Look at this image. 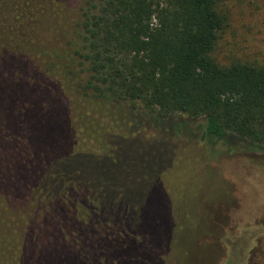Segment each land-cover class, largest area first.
I'll return each instance as SVG.
<instances>
[{"label":"trees","instance_id":"1","mask_svg":"<svg viewBox=\"0 0 264 264\" xmlns=\"http://www.w3.org/2000/svg\"><path fill=\"white\" fill-rule=\"evenodd\" d=\"M78 1L0 0V264H164L201 223L184 207L196 190L180 203L143 190L172 154L136 120L201 119L205 139L264 154V54L219 59L228 0ZM45 17L78 29L77 98L128 124L78 143L66 89L29 43Z\"/></svg>","mask_w":264,"mask_h":264},{"label":"rangeland","instance_id":"2","mask_svg":"<svg viewBox=\"0 0 264 264\" xmlns=\"http://www.w3.org/2000/svg\"><path fill=\"white\" fill-rule=\"evenodd\" d=\"M79 4L80 0L76 2ZM227 6L230 15L219 43V59L263 55L264 0H228ZM48 20L42 19L41 29L31 30L29 43L66 89L78 143L106 127L119 129L120 123L128 124L123 116L120 120L119 115L110 113L106 118L81 97L77 98L75 81L66 78L65 73L69 66L76 67L78 29H74V24L67 29H54ZM141 120L137 119L136 124L143 141L162 144L172 154L159 162L158 168H150L143 190L167 189L168 195L180 203V192L192 197L195 185L196 196L185 201L184 207L189 211L192 199L191 205L201 217L196 230L181 235L174 248L166 249L162 262L166 264L167 257V264H264V154L245 151L233 139H205L201 119L179 115L158 121ZM188 165L191 171H187ZM191 174L195 184L190 180Z\"/></svg>","mask_w":264,"mask_h":264}]
</instances>
